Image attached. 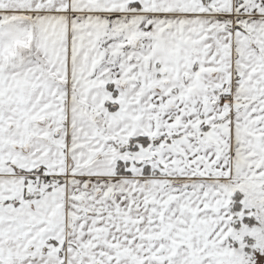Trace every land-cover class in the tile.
Returning <instances> with one entry per match:
<instances>
[{
	"label": "crops",
	"instance_id": "0c3cea01",
	"mask_svg": "<svg viewBox=\"0 0 264 264\" xmlns=\"http://www.w3.org/2000/svg\"><path fill=\"white\" fill-rule=\"evenodd\" d=\"M156 40L191 73L169 75ZM226 142L218 178L174 169ZM230 176L264 181V0H0V264H167L162 189L206 198Z\"/></svg>",
	"mask_w": 264,
	"mask_h": 264
},
{
	"label": "rangeland",
	"instance_id": "374dc122",
	"mask_svg": "<svg viewBox=\"0 0 264 264\" xmlns=\"http://www.w3.org/2000/svg\"><path fill=\"white\" fill-rule=\"evenodd\" d=\"M156 41L155 53L161 55L160 60L163 61V67L169 75L191 73L188 71L191 64L187 61L190 58L185 54L178 53L180 54L178 55L172 52L173 48L179 51V47H173L169 40ZM198 66L200 68V64ZM183 87L185 88V86ZM178 91L177 100L182 99L185 94L181 88ZM190 91L195 94L201 93L196 86ZM202 92L205 93L204 90ZM225 110L224 104L216 105L210 111V115L201 118L200 121L210 124L212 117L216 118ZM206 111L204 110V112ZM227 114V112L223 113V115ZM222 131L225 132L227 141L232 135V129L228 123L223 125ZM208 141L210 147L214 145L211 143L212 139ZM217 149L216 159H213V154L210 152V161H201L198 160L199 153H194L190 154L189 158L183 156L177 161L174 160V169L176 168L178 172L184 174L199 170L218 178L221 175V169L228 172L230 151L227 142L226 144L219 143ZM204 154L205 151H202L201 155ZM215 170L216 172H214ZM231 178L230 181L227 177L224 181H220V185H224V192L218 190L215 193L210 188L206 198H204L202 190L195 189L194 183L185 185L187 183L185 179L180 181L182 189H178L175 193L172 190L162 189L157 218L159 220L158 233L168 237L164 241L165 249L169 248L171 253L165 257L167 264H264V181L255 186L246 182H234L233 177ZM253 185L255 189H251ZM228 189L232 191L228 196L230 200H227ZM236 194L240 195V208L230 213V203L232 206L233 197ZM231 196H233L232 202ZM171 199L174 201L170 202ZM196 202L202 203L197 204ZM222 204L225 205V210H222ZM180 237H193L194 246L197 239L199 245L203 243L206 246L208 244L209 250L207 253L196 249L192 252L181 245V242L183 244L184 241H181ZM173 253L175 254L173 255Z\"/></svg>",
	"mask_w": 264,
	"mask_h": 264
},
{
	"label": "trees",
	"instance_id": "16d2710c",
	"mask_svg": "<svg viewBox=\"0 0 264 264\" xmlns=\"http://www.w3.org/2000/svg\"><path fill=\"white\" fill-rule=\"evenodd\" d=\"M148 137H137V138H133V139H130L129 141H128V144H129V147L131 148H133V146H135L136 145V143L137 142H140V143H144V144H147V142H148ZM135 148V147H134ZM121 173V171L120 170H118V174H120ZM239 198H240V195L239 194H236L234 197H233V204H232V206H231V210H232V212H234V211H237V210H239V208H240V204H239Z\"/></svg>",
	"mask_w": 264,
	"mask_h": 264
},
{
	"label": "built area",
	"instance_id": "2783aa9c",
	"mask_svg": "<svg viewBox=\"0 0 264 264\" xmlns=\"http://www.w3.org/2000/svg\"><path fill=\"white\" fill-rule=\"evenodd\" d=\"M29 182L37 188L45 187V181L38 174H32L29 176Z\"/></svg>",
	"mask_w": 264,
	"mask_h": 264
}]
</instances>
